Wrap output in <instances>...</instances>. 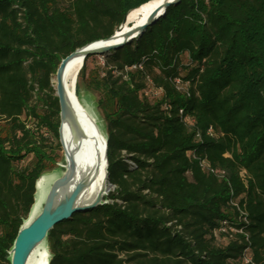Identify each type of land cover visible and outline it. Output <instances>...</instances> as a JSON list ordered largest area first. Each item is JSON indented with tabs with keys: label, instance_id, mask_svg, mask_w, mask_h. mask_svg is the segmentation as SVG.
<instances>
[{
	"label": "trees",
	"instance_id": "trees-1",
	"mask_svg": "<svg viewBox=\"0 0 264 264\" xmlns=\"http://www.w3.org/2000/svg\"><path fill=\"white\" fill-rule=\"evenodd\" d=\"M147 1L0 0V264L61 150L59 61ZM102 55L78 76L112 189L47 232L48 264H264V0H180Z\"/></svg>",
	"mask_w": 264,
	"mask_h": 264
},
{
	"label": "water",
	"instance_id": "water-1",
	"mask_svg": "<svg viewBox=\"0 0 264 264\" xmlns=\"http://www.w3.org/2000/svg\"><path fill=\"white\" fill-rule=\"evenodd\" d=\"M179 2L180 0H160L159 3L152 8L145 21L136 26L124 29V24L127 18L126 13L122 22L117 26L111 35L76 48L61 58L55 70L52 82L59 107L58 141L62 152L65 150L62 134L64 125L69 131L72 139H80L86 135V131L81 123L76 106L78 100L75 96L74 86L72 88V96H70L63 81L67 63L77 55H81L82 59H84L88 55L104 54L109 50L119 48L125 43H128L132 39L136 38L138 35L142 34L148 26L152 25L158 18L164 15L166 9L170 5H175ZM95 42H100V45L95 48H90V45ZM82 64L83 63H81L80 67ZM90 118L95 129L103 137L105 186L103 187L102 192L96 200L84 201V191L92 182H90V180L87 181V183H83V181L73 182L76 166L73 159L68 157V160H65L67 164L65 165L64 170L58 177L52 180L37 216L32 220V222L25 224L35 202L34 193V202L30 208L28 216L20 225L13 241V245L9 251L10 264H25L28 247H34L42 242H45L47 232L57 222L70 217L74 212L90 210L103 202V197L108 192V187L110 186L107 183V141L105 135L101 132L95 120L92 117ZM39 178L35 182V190ZM57 195H61L62 200L56 201L58 197ZM49 256L47 257L45 264H48Z\"/></svg>",
	"mask_w": 264,
	"mask_h": 264
},
{
	"label": "bare ground",
	"instance_id": "bare-ground-1",
	"mask_svg": "<svg viewBox=\"0 0 264 264\" xmlns=\"http://www.w3.org/2000/svg\"><path fill=\"white\" fill-rule=\"evenodd\" d=\"M160 0H149L141 5L133 8L127 12L126 22L124 29L131 26H136L146 20L152 8L159 3ZM100 45V42H95L90 45V48H95ZM81 55L73 57L66 65L63 81L70 96H72V88L74 86L77 72L83 63ZM77 110L79 118L86 131V135L80 139H72L69 131L64 125L62 134L64 140L65 150L63 154V168L67 164L65 161L71 157L75 163V174L73 182L83 181L87 183L92 182L84 191V201L96 200L102 192L104 185V161H103V137L95 129L91 116L85 109L77 103ZM88 185V184H87ZM58 196V197H57ZM58 200H62L61 195H57ZM41 204V197L36 198L30 215L25 224L32 222L37 216ZM44 242L34 246L28 247L27 257L25 264H45L47 259V252L42 247Z\"/></svg>",
	"mask_w": 264,
	"mask_h": 264
},
{
	"label": "rangeland",
	"instance_id": "rangeland-1",
	"mask_svg": "<svg viewBox=\"0 0 264 264\" xmlns=\"http://www.w3.org/2000/svg\"><path fill=\"white\" fill-rule=\"evenodd\" d=\"M103 62H104V56L102 54L91 56L86 61V72L94 68L95 65H102ZM53 78L54 76L52 77V79ZM74 90H75V96L78 102L80 103V105L95 120L99 129L104 134L105 121L103 117V112L97 104V100L100 97L99 93L93 90L92 88H90L86 82H82V80H80V77L78 76V73L74 83ZM63 163H64V159H63L62 150H59L58 157L56 159V163L54 164V166H52V168H50L48 171L44 172L40 176L36 184V190H35V200L36 198L41 197L40 208L42 206L45 194L52 180L58 177L61 174V172L64 170ZM111 189L112 186H109L108 191H110ZM42 247H44V249L46 250L48 257L49 249L46 241L44 242Z\"/></svg>",
	"mask_w": 264,
	"mask_h": 264
},
{
	"label": "built area",
	"instance_id": "built-area-1",
	"mask_svg": "<svg viewBox=\"0 0 264 264\" xmlns=\"http://www.w3.org/2000/svg\"><path fill=\"white\" fill-rule=\"evenodd\" d=\"M177 82H178V80H177ZM209 132H210V130H209ZM201 165L205 168V169H208L210 172H216V170H213V169H211V168H209V166L207 165V164H205L203 161L201 162ZM225 222H223V224H224ZM225 229L224 228H219L216 232H218V231H224ZM231 230H235V229H231ZM244 262L245 263H249L250 262V257L248 256V255H246L245 257H244Z\"/></svg>",
	"mask_w": 264,
	"mask_h": 264
}]
</instances>
